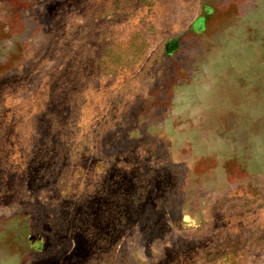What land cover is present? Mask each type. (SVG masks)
Returning a JSON list of instances; mask_svg holds the SVG:
<instances>
[{
  "label": "rangeland",
  "instance_id": "374dc122",
  "mask_svg": "<svg viewBox=\"0 0 264 264\" xmlns=\"http://www.w3.org/2000/svg\"><path fill=\"white\" fill-rule=\"evenodd\" d=\"M0 264H264V0H0Z\"/></svg>",
  "mask_w": 264,
  "mask_h": 264
}]
</instances>
